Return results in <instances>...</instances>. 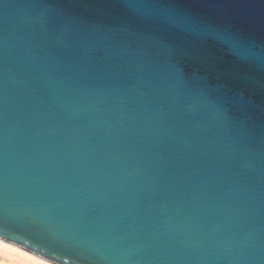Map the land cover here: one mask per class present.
Returning a JSON list of instances; mask_svg holds the SVG:
<instances>
[{"label": "water", "instance_id": "95a60500", "mask_svg": "<svg viewBox=\"0 0 264 264\" xmlns=\"http://www.w3.org/2000/svg\"><path fill=\"white\" fill-rule=\"evenodd\" d=\"M0 228L56 264H264V0H0Z\"/></svg>", "mask_w": 264, "mask_h": 264}, {"label": "snow or ice", "instance_id": "6c2138e0", "mask_svg": "<svg viewBox=\"0 0 264 264\" xmlns=\"http://www.w3.org/2000/svg\"><path fill=\"white\" fill-rule=\"evenodd\" d=\"M20 243L16 234L0 228V264H49V260L43 258L48 255V245L32 247L29 252L17 247ZM10 252L17 253L23 259L10 256Z\"/></svg>", "mask_w": 264, "mask_h": 264}, {"label": "bare ground", "instance_id": "6f19581e", "mask_svg": "<svg viewBox=\"0 0 264 264\" xmlns=\"http://www.w3.org/2000/svg\"><path fill=\"white\" fill-rule=\"evenodd\" d=\"M17 247H19V246H17ZM22 249H23V251H28V250H26L24 248H22ZM9 255L12 256V257H15V258L23 259L22 257H18V254L14 253V252H10ZM49 264H56V263L49 261Z\"/></svg>", "mask_w": 264, "mask_h": 264}]
</instances>
